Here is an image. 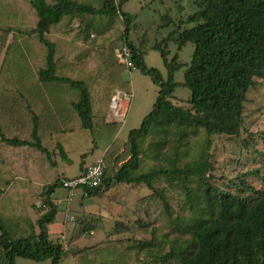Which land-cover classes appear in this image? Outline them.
Wrapping results in <instances>:
<instances>
[{
  "label": "rangeland",
  "instance_id": "rangeland-1",
  "mask_svg": "<svg viewBox=\"0 0 264 264\" xmlns=\"http://www.w3.org/2000/svg\"><path fill=\"white\" fill-rule=\"evenodd\" d=\"M76 1L101 5V0ZM121 10L133 15L128 38L142 50L145 64L157 68L166 79L167 69L155 48L166 39L169 57L176 55L183 63L174 81L183 82L194 45L188 42L178 49L173 30L192 25L186 19L197 10L195 1L127 0ZM37 20L30 0H0V129L9 137L30 140L35 123L51 158L48 161L35 148L0 141V221L7 223L8 235L28 222L32 225L41 215L43 186L75 176L97 158L102 157L107 166L109 149L115 150L110 151L109 162L116 165L125 159L127 133L139 127L150 112L159 89L139 69L118 66L114 50L120 44L119 15L113 17L112 27L96 17H63L49 27L45 37L56 46L57 74L82 80L88 88L96 127L84 128L71 106L79 90L66 83L38 80L46 47L31 32ZM117 78L118 89L129 95V102L125 118L111 122L108 102L101 99L117 89ZM189 98L190 90L177 84L171 101L189 109ZM57 144L68 160L60 158ZM140 149L146 170L159 166L179 170L169 179L158 177L151 187L122 182L91 197H81V190L75 189L70 200L57 184L50 198L58 212L47 224V232L64 248L66 255L60 264H186L188 253L195 248L192 227L204 212L201 193L205 183L247 200L264 191V79L254 78L245 92L237 133L210 134L202 128L178 127L166 134L153 132ZM186 189L190 200L185 198ZM15 220L27 221L24 226ZM118 222L124 230L116 234L113 229L119 227ZM101 236L103 241L111 239L107 243L112 260L98 255L96 240ZM15 263L51 261L17 257Z\"/></svg>",
  "mask_w": 264,
  "mask_h": 264
},
{
  "label": "trees",
  "instance_id": "trees-1",
  "mask_svg": "<svg viewBox=\"0 0 264 264\" xmlns=\"http://www.w3.org/2000/svg\"><path fill=\"white\" fill-rule=\"evenodd\" d=\"M53 1L49 4L46 0H30L38 17L31 32L36 33L41 44L46 47L45 66L38 70L37 77L42 83L61 82L79 90V98L72 102L71 106L84 128L96 127L88 88L82 80L57 74L56 46L45 37L49 27L58 24L63 17H96L98 20L104 19L103 21L112 27L113 17L119 15L122 29L120 28L119 32L118 47L126 45L135 67L159 86L150 112L143 117L139 127L127 133V157L115 165L113 161L109 162V153L114 149H109L101 183L98 187L86 188V197L103 194L117 183L151 187L152 181L158 177H172L179 169L159 166L148 167L146 170L142 164L141 143L153 132L166 134L178 127L202 128L210 134L238 132L245 92L253 85L254 78L264 79V0H194L197 10L186 19L192 25L173 30L176 33L174 39L178 49L188 42L194 45L183 73L184 80L180 83L174 81V73L183 63L177 61L176 55L169 57L166 39L161 42L162 45L155 46L167 69L166 79L161 77L157 68L145 64L142 50L129 40L133 15L121 10L127 0H101L98 7L76 0ZM114 57L116 60L115 52ZM118 66L123 67L119 63ZM117 82L118 78L114 81L118 89ZM177 84L190 90L189 109L171 101ZM110 96L101 100L107 104ZM30 136V140L9 137L0 129L1 142L35 148L43 153L48 161L51 160L49 149L43 145L35 123ZM57 148L60 158L68 160L62 145L57 144ZM141 168H144V171H141ZM64 178L68 177L43 186V212L32 225L28 222L25 228H14L16 232L8 235L7 223L0 221V264H16L17 257L34 261L50 259L51 264H60L66 254L61 244L48 237L47 224L55 220L58 212L50 195L57 184L61 186V180ZM201 194L204 212L192 227L195 248L188 253L186 264H264V191H257L252 200H247L205 183ZM185 198L190 200L188 189L185 190ZM15 221L24 225L27 220ZM123 230L124 225L121 223L113 232L117 234ZM109 240L111 239L97 242V252L102 260L107 257L109 260L113 259L112 248L108 247L111 245L107 243Z\"/></svg>",
  "mask_w": 264,
  "mask_h": 264
},
{
  "label": "built area",
  "instance_id": "built-area-1",
  "mask_svg": "<svg viewBox=\"0 0 264 264\" xmlns=\"http://www.w3.org/2000/svg\"><path fill=\"white\" fill-rule=\"evenodd\" d=\"M115 56L117 63L123 65L126 69L130 70L136 68L131 60V52L126 45L117 47L115 49ZM128 102L129 95L127 93L120 90H115L112 93L108 102L109 116L112 119L111 122L122 121L125 118ZM104 170L105 163L101 157L86 165L83 171L75 176L62 179L61 187L67 191V199H71L75 189H80L81 197H86L85 189L98 187L101 183ZM65 218L67 220L73 219L70 215H65ZM60 239H63L62 236Z\"/></svg>",
  "mask_w": 264,
  "mask_h": 264
},
{
  "label": "crops",
  "instance_id": "crops-1",
  "mask_svg": "<svg viewBox=\"0 0 264 264\" xmlns=\"http://www.w3.org/2000/svg\"><path fill=\"white\" fill-rule=\"evenodd\" d=\"M117 90V89H116ZM74 204H72L71 206H70V208L73 206ZM97 242H99V241H103V238H102V236H101V238H99L98 240H96ZM96 242V243H97Z\"/></svg>",
  "mask_w": 264,
  "mask_h": 264
}]
</instances>
